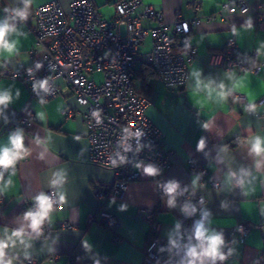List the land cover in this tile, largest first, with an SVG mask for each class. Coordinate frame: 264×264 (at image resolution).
Wrapping results in <instances>:
<instances>
[{
  "label": "crops",
  "instance_id": "1",
  "mask_svg": "<svg viewBox=\"0 0 264 264\" xmlns=\"http://www.w3.org/2000/svg\"><path fill=\"white\" fill-rule=\"evenodd\" d=\"M48 1L30 0L25 9L24 0H0V22H4L10 6H21L31 12ZM72 1L59 0L65 11L70 9ZM94 1L103 14L112 15L110 0ZM191 1L142 0L162 11L168 23L173 22L176 12L185 19L194 14L215 15L216 19L202 20L190 30L196 55L184 87L167 88L156 73L147 80L145 91L150 103L146 115L160 131L165 148L174 152L175 162L154 176L144 172L149 165L135 164L140 178L128 182L119 196L109 194L100 201L92 193L93 186L110 190L113 174L108 168L89 162L87 128L82 116L65 117L66 106L78 107L73 96L65 91L41 104L29 100L22 81L0 76V92H8L12 98L6 107L0 106V148L10 147L11 134L5 131L9 120L25 106L33 113L32 122L21 130L27 157L0 180V239L11 236L21 226L26 233L25 244L17 240L14 247L6 249L7 256L13 258L12 264H23L28 257L36 258L38 264H145L144 250L148 243L145 209L152 210L159 238L168 241L179 238L185 222L194 219L203 224L207 234L222 236L220 250L232 226L250 223V232L243 242L236 235L231 236L232 257L227 264H264V107L258 104L264 96V0H247L245 13L223 10L222 4L227 0H195L200 4L195 13L189 5ZM249 21L251 27L247 26ZM144 25L149 23L144 21ZM11 27L14 31L5 40L14 44V50L11 55L0 51V72L4 68L40 66L46 41L36 44L28 24ZM230 37L241 52H256L257 61L262 64L258 73L226 71L213 63ZM150 49L151 38L147 36L139 47L136 68L140 63L148 64L145 56ZM195 71L200 73L202 84L214 89L211 96L206 90L197 89L192 74ZM90 76L101 78V73ZM56 83L61 85L62 81ZM135 84L138 90L142 89L137 72ZM221 91L222 97L218 95ZM233 94H239L241 100H233ZM201 139L204 147L199 149ZM257 140L262 149L259 153L254 150ZM191 159L206 169L209 179L220 182L218 190L198 176L188 175ZM235 179L240 182L239 188L234 186ZM57 180L60 182L54 184ZM170 182L178 185L172 194L166 191ZM49 190L58 199L63 195V206L49 213L37 233L23 219L25 200ZM162 190L167 201L160 197ZM190 190L204 196L206 202H193L186 195ZM101 212L117 218L112 229L100 222ZM64 221L73 228L60 227ZM44 224L48 230L41 232ZM115 236L121 241H114ZM183 261L184 257L177 264Z\"/></svg>",
  "mask_w": 264,
  "mask_h": 264
},
{
  "label": "built area",
  "instance_id": "2",
  "mask_svg": "<svg viewBox=\"0 0 264 264\" xmlns=\"http://www.w3.org/2000/svg\"><path fill=\"white\" fill-rule=\"evenodd\" d=\"M112 15L103 14L94 0H74L70 9L65 11L59 0H50L26 12V19L15 15L21 6H10L5 20L10 26L28 24L35 35V43L46 41L45 54L40 66L29 65L17 70L4 68L0 76L22 81L29 93V100L45 104L51 99L68 91L74 98L77 108L69 105L63 109L65 117L81 115L87 128L88 160L108 168L113 174V184L106 191L93 186L92 193L100 201L109 194L119 196L126 184L139 179L135 164H147L163 172L175 162L172 150L164 146V140L158 128L147 117L146 109L150 100L140 93L135 84V69L139 58V47L145 37L151 38V49L145 56L163 85L167 88H182L190 78V65L195 59L196 47L190 41V30L202 20L213 21L215 15L204 17L194 14L191 18H182L176 12L173 22L165 21L162 11L145 4L142 0H110ZM197 13L199 2L189 4ZM222 9L231 12L237 10L245 13L248 10L247 0H227ZM258 22L262 21L259 7ZM224 17H221V20ZM144 21L149 23L144 25ZM226 70L258 73L262 64L257 61L256 52H241L233 37L226 41V48L217 55L213 62ZM101 73L99 80L90 76ZM61 80L62 84L56 83ZM46 81L45 88H41ZM233 100H241L239 94H233ZM258 104L264 107V96ZM33 113L29 106L20 110L5 126L11 135L17 130L28 127ZM135 125V127H133ZM127 129V130H126ZM139 131L140 136L135 133ZM127 149V150H126ZM27 157V150L21 152L14 167ZM123 162L121 161V158ZM7 170L0 168L5 175ZM188 175L198 176L209 182L211 188L218 190L220 182L209 179L206 169L194 159L189 160ZM234 186L240 187L239 180ZM54 201L52 210L62 208L60 200L53 190L45 193ZM193 202L202 204L206 198L197 195L193 190L187 192ZM31 197L25 200L26 210H35L36 201ZM148 221V243L144 250L145 264H188L192 257L188 250L198 246L195 238L197 224L190 219L183 225L179 238L163 240L157 236L158 224L153 220L151 209H145ZM100 222L112 229L117 218L109 212L100 213ZM62 228H73L67 222H61ZM250 223H237L229 229L224 246L220 250L225 259H195V264H227L232 255L229 251L231 236L236 235L240 241L250 232ZM48 230L44 224L41 232ZM114 241L120 242L119 236ZM199 250V249H198ZM23 264H38L34 257H28Z\"/></svg>",
  "mask_w": 264,
  "mask_h": 264
},
{
  "label": "clouds",
  "instance_id": "3",
  "mask_svg": "<svg viewBox=\"0 0 264 264\" xmlns=\"http://www.w3.org/2000/svg\"><path fill=\"white\" fill-rule=\"evenodd\" d=\"M30 0H24L25 9L29 4ZM25 9H17L15 10V15L21 17L22 19H26V10ZM7 11V9H6ZM248 27H251L250 21L247 24ZM14 31V28L11 27L7 21L0 22V51H6L8 54H12L14 50V44H9L5 40V37L8 33ZM193 76L196 77V87L197 89H204L208 92L209 96H211L214 89H212L209 85L202 84L199 80L200 73L195 71L192 73ZM46 81H42L40 84L41 88H45ZM240 85L238 84L237 87ZM220 88L223 89V85H220ZM46 90V88H45ZM19 94V93H18ZM221 97L223 96V92L221 91L218 93ZM11 96L8 92H0V106L6 107L11 102ZM135 127V125H133ZM207 127V125H204ZM127 130V129H126ZM138 137L141 135L139 131L135 133ZM9 144L10 147H2L0 148V168L7 170L10 167H14L17 159L21 156V152L24 151V135L23 132L17 130L15 133L9 136ZM204 147L203 139L200 140L198 144V148L202 149ZM127 150V149H126ZM254 150L256 152L262 151L260 147V141L254 145ZM123 157L121 161L123 162ZM139 167V165H137ZM157 169L151 165L144 168V172L147 175L154 176L157 174ZM15 174V173H13ZM3 179V174L0 173V180ZM60 181H53L54 184L59 183ZM12 181L9 179L8 184H11ZM178 185L174 182H170L166 185V191L169 194L175 193L176 188ZM36 207L35 210H29L24 213L23 219L29 221L28 227L32 229L34 232H39L41 224L44 222L46 218L49 216V212L52 210V206L54 201L49 198V196L45 195L44 193H40L35 198ZM60 204L59 206H63L64 197L61 195L59 197ZM169 203L171 204L172 201L170 200ZM123 207V206H122ZM25 230L24 227L17 230H13L11 236H7L4 239H0V264H12L13 258L7 256L6 249L10 246L14 247L16 241L18 240L21 244H25ZM195 238L200 243L198 246H193L188 250V256L192 257L193 260H190L188 264H195V259L198 258H210L211 260H216L217 258L220 260H224L225 257L221 253L220 248L223 244V239L220 234L212 233L207 234V230L204 228L203 224L200 223L197 225L195 230ZM85 246L87 247L88 244L85 242ZM199 249V250H198ZM203 264V261L201 262Z\"/></svg>",
  "mask_w": 264,
  "mask_h": 264
},
{
  "label": "trees",
  "instance_id": "4",
  "mask_svg": "<svg viewBox=\"0 0 264 264\" xmlns=\"http://www.w3.org/2000/svg\"><path fill=\"white\" fill-rule=\"evenodd\" d=\"M135 72H137L138 76L141 77L142 83H143V87L139 91H140V93L146 95L145 89L148 86L147 80L149 79V77L152 74L155 73V71H154L153 67L150 64L140 63L138 65V67L135 69ZM160 197H161V199H164L166 201L168 200L167 195L164 193L163 190L160 192ZM196 224L198 225L197 222H196Z\"/></svg>",
  "mask_w": 264,
  "mask_h": 264
},
{
  "label": "rangeland",
  "instance_id": "5",
  "mask_svg": "<svg viewBox=\"0 0 264 264\" xmlns=\"http://www.w3.org/2000/svg\"><path fill=\"white\" fill-rule=\"evenodd\" d=\"M96 79H97V80H99V79H100V77H97Z\"/></svg>",
  "mask_w": 264,
  "mask_h": 264
}]
</instances>
